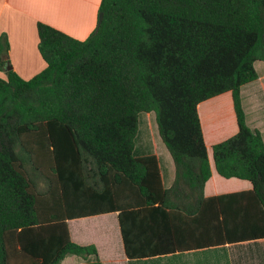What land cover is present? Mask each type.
Listing matches in <instances>:
<instances>
[{"label":"trees","instance_id":"trees-1","mask_svg":"<svg viewBox=\"0 0 264 264\" xmlns=\"http://www.w3.org/2000/svg\"><path fill=\"white\" fill-rule=\"evenodd\" d=\"M100 13L84 41L38 22L45 69L0 77V264H102L69 221L111 213L130 260L264 239V139L241 96L264 63V0H102ZM225 93L238 132L213 146L215 168L252 189L206 197L199 105ZM141 113L173 159L169 188L155 154L134 156ZM201 113L212 138L226 132L223 99Z\"/></svg>","mask_w":264,"mask_h":264},{"label":"crops","instance_id":"crops-1","mask_svg":"<svg viewBox=\"0 0 264 264\" xmlns=\"http://www.w3.org/2000/svg\"><path fill=\"white\" fill-rule=\"evenodd\" d=\"M101 1L102 0H0V38L6 46L4 51V60L6 63L3 69L0 70V77L5 78L6 73L13 70L23 79L29 80L45 69V63L38 51V22L48 24L75 39L81 41L86 40L98 28ZM10 66H12V69L7 70ZM259 66L262 67L263 73L260 72ZM256 70L259 75L258 80L245 85L241 89L242 105L246 114L248 126L252 130H258L264 139V63H256ZM221 99L227 103L230 110L228 123L225 126L227 130L221 135L218 134L216 138H212L210 131L203 123L201 107ZM233 110L234 104L231 93H225L199 105V114L202 121L208 154L209 151L212 152V148L215 144L229 139L238 132L237 118ZM148 154H155L158 157L164 187L169 188L175 179V168L172 157L173 164L169 162L164 168L158 152L154 151ZM210 165L212 177L204 188L206 197L245 192L252 189V184L247 180L238 178L226 179L221 177L216 171L214 160H210ZM111 214H116L118 220L117 213ZM72 221H69V224ZM118 226L120 231L119 220ZM82 228L88 229L87 226H82ZM120 236L125 255L121 231ZM213 248L223 249L226 253L220 256L206 255V252L200 253L201 255L199 256H197V254H192ZM213 248L138 260H130L126 255L123 256L121 254L120 257L114 258L112 262L109 261L108 263L117 264L119 261H125L126 264H264V239ZM190 257H193V259H186ZM90 258L96 260L95 257ZM90 258H88V260ZM98 258L99 261L104 264V262L100 260L99 253ZM95 260L85 264L94 263ZM83 261L85 262V260Z\"/></svg>","mask_w":264,"mask_h":264},{"label":"rangeland","instance_id":"rangeland-1","mask_svg":"<svg viewBox=\"0 0 264 264\" xmlns=\"http://www.w3.org/2000/svg\"><path fill=\"white\" fill-rule=\"evenodd\" d=\"M259 70L263 73L262 67L259 66ZM154 151L159 153L164 168L169 162L172 163L171 156L160 139L154 113H141L139 116V131L136 138L134 156L139 157ZM209 159L211 161L213 160L211 151H209ZM69 226L73 241L79 245L96 246L100 255V260H102L104 264H109V261L112 262L114 258L120 257L121 254L125 256L116 214L72 221ZM82 226H87L88 229H83ZM94 226H105V228L93 229ZM205 252L207 253L206 255L211 256H220L226 253L223 249L213 248L192 254H197V256H199L201 255L200 253ZM186 259H193V257ZM83 260L84 259L69 255L60 264H85L95 259L90 258L89 260H85V262ZM117 264H126V262L119 261Z\"/></svg>","mask_w":264,"mask_h":264},{"label":"water","instance_id":"water-1","mask_svg":"<svg viewBox=\"0 0 264 264\" xmlns=\"http://www.w3.org/2000/svg\"><path fill=\"white\" fill-rule=\"evenodd\" d=\"M103 13H100L99 14V24H98V27L101 25L102 21H103ZM12 69V66H10V68H8L7 70H11Z\"/></svg>","mask_w":264,"mask_h":264}]
</instances>
